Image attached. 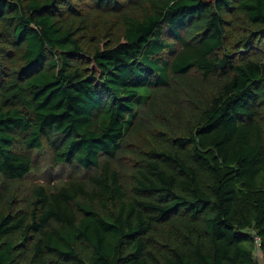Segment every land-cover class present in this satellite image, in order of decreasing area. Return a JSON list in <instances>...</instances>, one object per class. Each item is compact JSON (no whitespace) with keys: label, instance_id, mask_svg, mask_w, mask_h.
I'll return each mask as SVG.
<instances>
[{"label":"trees","instance_id":"obj_1","mask_svg":"<svg viewBox=\"0 0 264 264\" xmlns=\"http://www.w3.org/2000/svg\"><path fill=\"white\" fill-rule=\"evenodd\" d=\"M256 237L264 0H0V264H258Z\"/></svg>","mask_w":264,"mask_h":264},{"label":"built area","instance_id":"obj_2","mask_svg":"<svg viewBox=\"0 0 264 264\" xmlns=\"http://www.w3.org/2000/svg\"><path fill=\"white\" fill-rule=\"evenodd\" d=\"M256 241V249H255V256L258 259V264H264V259L261 257V250H260V245L261 241L258 237L255 239Z\"/></svg>","mask_w":264,"mask_h":264},{"label":"rangeland","instance_id":"obj_3","mask_svg":"<svg viewBox=\"0 0 264 264\" xmlns=\"http://www.w3.org/2000/svg\"><path fill=\"white\" fill-rule=\"evenodd\" d=\"M61 176H62L61 174H57V176L55 177H61ZM44 177H45L44 174H38V175H35L33 179L36 181H41V179H43Z\"/></svg>","mask_w":264,"mask_h":264}]
</instances>
